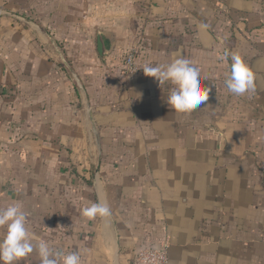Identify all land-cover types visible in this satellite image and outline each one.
<instances>
[{"label": "crops", "instance_id": "0c3cea01", "mask_svg": "<svg viewBox=\"0 0 264 264\" xmlns=\"http://www.w3.org/2000/svg\"><path fill=\"white\" fill-rule=\"evenodd\" d=\"M131 51L140 69L189 59L209 99L172 110L170 85L123 72ZM231 53L254 75L244 95ZM97 183L111 216L87 219ZM14 202L34 244L81 264L162 244L168 264H264V0H0V208Z\"/></svg>", "mask_w": 264, "mask_h": 264}, {"label": "clouds", "instance_id": "9594fccd", "mask_svg": "<svg viewBox=\"0 0 264 264\" xmlns=\"http://www.w3.org/2000/svg\"><path fill=\"white\" fill-rule=\"evenodd\" d=\"M230 74L225 80L227 90L235 95H244L254 90V75L238 53H231ZM228 54L225 55V59ZM144 75L154 78L159 85H170L167 104L172 110L190 113L200 108L209 99L210 88L204 86L202 69L187 58L180 56L172 62L152 66L145 64ZM97 202L82 209L81 215L87 219L108 218L111 209L103 198L97 183ZM0 228L4 229L0 237V264H19L33 251H37L41 264H81L79 253L67 255L53 251L47 242L34 244L27 228V216L19 202L0 208Z\"/></svg>", "mask_w": 264, "mask_h": 264}, {"label": "built area", "instance_id": "2783aa9c", "mask_svg": "<svg viewBox=\"0 0 264 264\" xmlns=\"http://www.w3.org/2000/svg\"><path fill=\"white\" fill-rule=\"evenodd\" d=\"M123 72L128 75L141 73L137 61V52H129L124 59ZM168 245L162 244L159 247L146 246L139 249L136 254V264H168Z\"/></svg>", "mask_w": 264, "mask_h": 264}, {"label": "water", "instance_id": "95a60500", "mask_svg": "<svg viewBox=\"0 0 264 264\" xmlns=\"http://www.w3.org/2000/svg\"><path fill=\"white\" fill-rule=\"evenodd\" d=\"M17 18L21 19V17H18ZM107 48H106V44H105V41L103 39V37L101 35H99L98 37V53L100 55V57L102 59H105L107 57Z\"/></svg>", "mask_w": 264, "mask_h": 264}, {"label": "rangeland", "instance_id": "374dc122", "mask_svg": "<svg viewBox=\"0 0 264 264\" xmlns=\"http://www.w3.org/2000/svg\"><path fill=\"white\" fill-rule=\"evenodd\" d=\"M137 59H138V57H137ZM124 60V58L122 59V61Z\"/></svg>", "mask_w": 264, "mask_h": 264}]
</instances>
